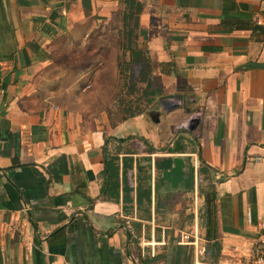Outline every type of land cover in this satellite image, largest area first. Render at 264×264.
<instances>
[{
  "label": "crops",
  "instance_id": "crops-1",
  "mask_svg": "<svg viewBox=\"0 0 264 264\" xmlns=\"http://www.w3.org/2000/svg\"><path fill=\"white\" fill-rule=\"evenodd\" d=\"M125 1L0 0V264H221L264 221V162L253 161L264 154V0H138V49L161 92L152 102L159 108L113 126L86 100L114 54L110 29ZM170 98L181 104L164 111ZM195 112L193 132H171ZM193 137L213 179L218 254L197 208L190 231H144L155 220V160L190 156L197 165L186 145ZM105 143L120 163L134 160L130 214L121 188L118 200L106 192ZM132 144L137 150L123 148ZM147 156L152 218L142 221L135 161ZM195 228L205 248L199 257L178 245L179 233Z\"/></svg>",
  "mask_w": 264,
  "mask_h": 264
},
{
  "label": "rangeland",
  "instance_id": "rangeland-1",
  "mask_svg": "<svg viewBox=\"0 0 264 264\" xmlns=\"http://www.w3.org/2000/svg\"><path fill=\"white\" fill-rule=\"evenodd\" d=\"M122 19V14L113 19L114 22L110 29V35L115 47L114 54L112 53L111 60L104 62V73L95 77L93 90L91 89L95 93V98L86 100L87 103H91L92 105H100L99 109L104 110L110 124L113 126L128 119V116L131 114L134 115L142 112L148 118L149 113L153 111L155 106L156 109L159 108V104L154 106L152 99L145 93L146 86L140 64L138 61L134 62L132 60V54L129 49L131 43L128 41L126 35L127 28L123 25ZM132 46L134 49H138L137 40L133 41ZM141 51L143 52V50ZM174 111L169 112V115ZM182 137L184 138V136ZM186 145L189 149L195 150L197 148V141L193 137L192 140L189 139L187 141ZM137 146L138 144H132L123 146V148L137 150ZM176 158L178 157L176 156ZM183 159H185L186 163L194 165L195 169L194 157L183 156ZM198 167L199 162L196 165L197 170ZM157 177H161V175L159 174ZM208 179L207 174L197 175V196L195 189L189 192L184 189H173L168 210L160 208L155 215L153 223L144 222V231H156V236H160L164 231L166 237H171L173 231L177 228L190 231L191 215L195 208L198 209L200 217L203 213V193L214 189V187L211 188V185L214 186V184ZM159 199L163 201L164 196L160 194ZM131 230L138 231L136 226H132Z\"/></svg>",
  "mask_w": 264,
  "mask_h": 264
},
{
  "label": "trees",
  "instance_id": "trees-1",
  "mask_svg": "<svg viewBox=\"0 0 264 264\" xmlns=\"http://www.w3.org/2000/svg\"><path fill=\"white\" fill-rule=\"evenodd\" d=\"M125 11L122 13V23L127 28L126 35L128 37V41L131 43L130 46V53L132 54V60L140 64L141 72L143 74L144 83L146 86L145 93L148 94L149 98L154 101L155 97L161 95L160 90H153L152 89V79L150 78V64L149 60L145 57L144 52L139 49H134L132 46L133 41L137 40V28H138V17L141 14L142 5L138 0H126L124 2ZM130 45V44H129ZM128 45V46H129ZM150 102V101H149ZM143 113L138 114H131L128 116L129 118L136 117L138 115H142ZM128 140V139H125ZM124 140L117 139L118 143H122ZM140 141L146 146L147 152L152 154L155 152V149L151 147L147 140L141 138ZM191 143V141H190ZM183 148L182 150H184ZM162 153H182L185 152H172V149H160ZM112 153V154H111ZM192 154L197 155V160L199 162L198 170H196V174L203 175L206 173V165L201 158L200 147L197 144V149L192 150ZM119 150H114V152H110L105 147H103V157H104V171L103 175L106 177V186H107V193L111 192L112 197L116 200L119 199V189L121 188L123 192L122 204H123V212L125 214H130L132 209L133 199L130 196L132 192V188L129 185V178L128 172L132 171L134 168V160L132 157H123L119 159ZM130 154V153H126ZM151 157H143L139 160L135 161V169H136V179H137V186L135 189V205L137 211V218L142 221H150L152 218L151 213V205H152V187H151V170H152V163ZM173 166V158L171 157H164L160 160H155L154 168L156 173L161 175V177H157L154 179V211L155 215L158 213L160 208H165L168 210L170 207V199H171V192L172 188L168 181L161 182V178L164 171H168ZM206 166V167H204ZM121 168V184L119 182V174ZM183 180L177 184L178 189H184L185 191H193L195 185V169L194 165L191 163H186L184 159V166H183ZM196 175V176H197ZM205 175V174H204ZM209 181L213 183V179L208 177ZM197 182V181H196ZM214 186L211 185V188ZM105 190V189H104ZM103 190V192H104ZM162 194L164 196L163 201L159 199V195ZM204 198V210L203 215H201L200 220L203 222L205 227V240L208 242H213L212 248L213 251L218 254L219 252V244L216 240V208H215V200L216 194L214 189L210 192L203 193ZM140 228L141 223L137 224Z\"/></svg>",
  "mask_w": 264,
  "mask_h": 264
},
{
  "label": "built area",
  "instance_id": "built-area-1",
  "mask_svg": "<svg viewBox=\"0 0 264 264\" xmlns=\"http://www.w3.org/2000/svg\"><path fill=\"white\" fill-rule=\"evenodd\" d=\"M86 89L90 86L86 85ZM255 162H264V154L253 158ZM196 164H195V184H196ZM247 220L250 221V214L247 215ZM264 221L257 226V235L245 249H231L223 254L221 264H264V241H263ZM201 237L195 228L193 233L180 232L178 245L193 247L196 257L204 254L205 248L201 245ZM163 245L164 241L161 242ZM151 248H154L155 243H149ZM158 245V244H157ZM196 264H199L198 262Z\"/></svg>",
  "mask_w": 264,
  "mask_h": 264
},
{
  "label": "water",
  "instance_id": "water-1",
  "mask_svg": "<svg viewBox=\"0 0 264 264\" xmlns=\"http://www.w3.org/2000/svg\"><path fill=\"white\" fill-rule=\"evenodd\" d=\"M181 103H179L178 99L170 98L165 99L161 102V108L164 111L171 110L179 106ZM201 114L198 112H195L186 119H184L181 123L174 125L171 127V132L175 133L177 131H183L186 133H191L196 128L199 118ZM183 166H184V160L180 157L173 158V166L170 170L164 171L161 182L164 180L171 182V185L173 187H176L178 183H180L183 180Z\"/></svg>",
  "mask_w": 264,
  "mask_h": 264
},
{
  "label": "flooded vegetation",
  "instance_id": "flooded-vegetation-1",
  "mask_svg": "<svg viewBox=\"0 0 264 264\" xmlns=\"http://www.w3.org/2000/svg\"><path fill=\"white\" fill-rule=\"evenodd\" d=\"M177 132H181V131H177Z\"/></svg>",
  "mask_w": 264,
  "mask_h": 264
}]
</instances>
